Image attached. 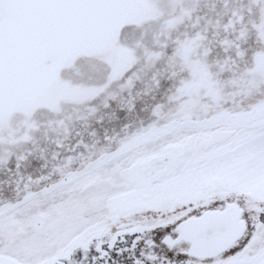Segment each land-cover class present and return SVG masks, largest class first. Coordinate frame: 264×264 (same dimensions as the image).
<instances>
[{
    "label": "snow or ice",
    "instance_id": "obj_1",
    "mask_svg": "<svg viewBox=\"0 0 264 264\" xmlns=\"http://www.w3.org/2000/svg\"><path fill=\"white\" fill-rule=\"evenodd\" d=\"M0 264H264V0H0Z\"/></svg>",
    "mask_w": 264,
    "mask_h": 264
}]
</instances>
